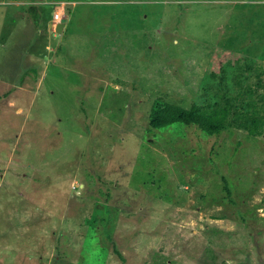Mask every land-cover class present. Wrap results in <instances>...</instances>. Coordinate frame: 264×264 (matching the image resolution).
Masks as SVG:
<instances>
[{
  "label": "rangeland",
  "instance_id": "1",
  "mask_svg": "<svg viewBox=\"0 0 264 264\" xmlns=\"http://www.w3.org/2000/svg\"><path fill=\"white\" fill-rule=\"evenodd\" d=\"M0 264H264V0H0Z\"/></svg>",
  "mask_w": 264,
  "mask_h": 264
},
{
  "label": "trees",
  "instance_id": "2",
  "mask_svg": "<svg viewBox=\"0 0 264 264\" xmlns=\"http://www.w3.org/2000/svg\"><path fill=\"white\" fill-rule=\"evenodd\" d=\"M147 123L149 128H163L173 123L193 125L201 132L212 135L222 129V123L179 105L162 102L150 108Z\"/></svg>",
  "mask_w": 264,
  "mask_h": 264
},
{
  "label": "built area",
  "instance_id": "3",
  "mask_svg": "<svg viewBox=\"0 0 264 264\" xmlns=\"http://www.w3.org/2000/svg\"><path fill=\"white\" fill-rule=\"evenodd\" d=\"M63 19H64V10L60 8L58 5H55L49 21L50 27L54 29V26L57 23L61 22V20Z\"/></svg>",
  "mask_w": 264,
  "mask_h": 264
},
{
  "label": "water",
  "instance_id": "4",
  "mask_svg": "<svg viewBox=\"0 0 264 264\" xmlns=\"http://www.w3.org/2000/svg\"><path fill=\"white\" fill-rule=\"evenodd\" d=\"M49 26H50V25H49ZM63 27H64V23L59 22V23H57V24L54 26V31H55L56 33H60L61 30L63 29Z\"/></svg>",
  "mask_w": 264,
  "mask_h": 264
},
{
  "label": "crops",
  "instance_id": "5",
  "mask_svg": "<svg viewBox=\"0 0 264 264\" xmlns=\"http://www.w3.org/2000/svg\"><path fill=\"white\" fill-rule=\"evenodd\" d=\"M51 18V17H50ZM50 21V20H49ZM49 21H48V26H49Z\"/></svg>",
  "mask_w": 264,
  "mask_h": 264
}]
</instances>
